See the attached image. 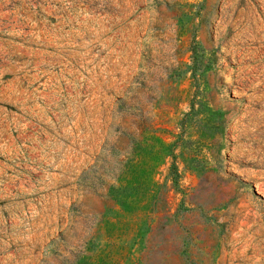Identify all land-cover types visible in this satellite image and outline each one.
Returning a JSON list of instances; mask_svg holds the SVG:
<instances>
[{
    "label": "rangeland",
    "instance_id": "374dc122",
    "mask_svg": "<svg viewBox=\"0 0 264 264\" xmlns=\"http://www.w3.org/2000/svg\"><path fill=\"white\" fill-rule=\"evenodd\" d=\"M0 264H264V0H0Z\"/></svg>",
    "mask_w": 264,
    "mask_h": 264
}]
</instances>
